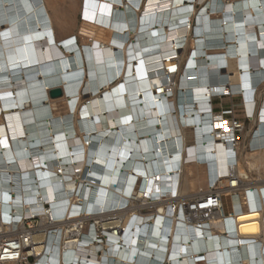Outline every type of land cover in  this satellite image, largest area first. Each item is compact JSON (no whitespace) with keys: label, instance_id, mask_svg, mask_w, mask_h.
I'll return each mask as SVG.
<instances>
[{"label":"bare ground","instance_id":"obj_1","mask_svg":"<svg viewBox=\"0 0 264 264\" xmlns=\"http://www.w3.org/2000/svg\"><path fill=\"white\" fill-rule=\"evenodd\" d=\"M49 12L47 0H0V209L7 218L48 204L68 227L97 226L87 223L81 244L46 237L36 264H264V186L260 209L227 193L215 231L165 202L152 222H131L126 208L142 180L166 190L179 167L182 199L204 191L209 173L226 175L225 148L208 135L222 116L209 101L224 84L247 94L264 137V0H83V46L77 35L59 40ZM180 136L193 142L183 153ZM236 170L264 178V150Z\"/></svg>","mask_w":264,"mask_h":264},{"label":"built area","instance_id":"obj_2","mask_svg":"<svg viewBox=\"0 0 264 264\" xmlns=\"http://www.w3.org/2000/svg\"><path fill=\"white\" fill-rule=\"evenodd\" d=\"M81 20L83 21L82 17ZM171 59H167V63ZM176 59L178 60V58ZM178 64L179 61H176L174 66L167 68L170 74L178 73ZM220 71L222 72L223 69H220ZM222 87L224 91L221 95L213 94L211 96L210 104L213 107L214 102L223 99L239 98L241 100L240 115H237L234 107L219 111L213 108L214 114L222 113V116L215 117L210 124V126L214 127V131H211L208 135L214 138V143L222 144L225 148V157L228 161V172L226 175L215 174L212 176L209 173L205 190L187 199H182V197L178 196L180 181L177 174H179L181 167L173 169L174 172L172 171L171 173L173 179L168 182L165 187L168 188L166 190L161 186L160 188L150 187L149 191H147V181L145 183L142 180L140 186H137L136 192L138 194L142 193L143 196L134 200L133 198L128 199L127 216L132 214L131 222L147 218H151L149 222H152L155 216L161 215L159 214V207L155 204L165 202L166 209H173V217L180 210L183 213L182 222L196 224L199 229H202L203 225H207L208 227L205 230L215 231L216 229L211 227L210 224L215 219L218 220L225 217L223 198L227 193L242 197L243 207L251 204V195V198H253L252 203L256 204L255 206H259L258 208L260 209V199L255 192H257V186H264V178H260L257 172L250 170H248L249 177L244 178L236 170L239 162L242 163L245 154H254L264 150V137L259 133L256 123L253 122L257 114L254 111L249 114L243 108L251 101H245L243 95L241 97V94H235L228 84H224ZM170 97L172 98V96ZM182 127L185 128L187 126L183 123ZM214 132H216V135H213ZM180 138L181 142L179 143L182 153L184 144L190 145L188 149L192 148V140L187 141L181 136ZM207 144L208 142L204 140L203 145L206 146ZM198 162L199 160H197ZM254 193L255 195L252 196ZM26 207L27 205L25 204L24 206L21 205L20 208L12 207L7 213V218H5L4 213L0 209V264H36L37 260H39L38 257L41 255L39 254L38 256L37 249L45 246L46 237L53 239L51 236L58 235L61 240L62 238H65V241L72 239L79 241V244H81L89 236L85 227L87 223L90 221L91 227L97 226L96 220L92 218L85 222V225L78 223L77 227H68L67 224H63L64 222L53 218L48 204H45L43 207L44 211L41 212L27 211ZM124 218L125 216L120 215V213L117 216H112V219L116 222V230H122ZM97 239L98 242L103 240L102 238Z\"/></svg>","mask_w":264,"mask_h":264},{"label":"rangeland","instance_id":"obj_3","mask_svg":"<svg viewBox=\"0 0 264 264\" xmlns=\"http://www.w3.org/2000/svg\"><path fill=\"white\" fill-rule=\"evenodd\" d=\"M107 1L116 2V3H118V5H121V3L123 2V0H107ZM226 1H227V3H229L232 0H226ZM47 2H48L50 12H56V10H57L58 12H56V14H58L59 12L64 13L63 14L64 19L67 22V23H64V25H66V26L70 25L72 18L75 15V12H82L83 0H81L80 5H79L78 0H47ZM58 2H59V5H58ZM132 7L139 9L140 6L135 4V5H132ZM82 27H83V25H82ZM231 65L233 67L235 65V63L232 62ZM86 88H87V86H86ZM238 99L239 98H237V99L228 98L225 101L222 100L219 102L222 103L224 101L223 105L228 106L227 108L234 107L235 110L237 111V115H240L241 107H240V103H239L240 100H238ZM52 103L54 104L53 107H54V112L56 114H62L63 112H65L67 103L64 100V98H61L60 100H57V101H53ZM193 172L195 174L194 178L197 179V183H198L197 187H198L201 185V183L203 184V182H204L203 181V178L205 177L204 172L201 170H197V169H194ZM202 186L204 188V184Z\"/></svg>","mask_w":264,"mask_h":264},{"label":"crops","instance_id":"obj_4","mask_svg":"<svg viewBox=\"0 0 264 264\" xmlns=\"http://www.w3.org/2000/svg\"><path fill=\"white\" fill-rule=\"evenodd\" d=\"M78 2L80 5L81 0H78ZM58 5H59V2H58ZM49 13L52 16V23L54 25L56 36L59 40L67 38L71 35H77V37L79 38L78 44L80 46H83V37L81 33L82 25H84L81 20V17H82L81 14H83V12H75V15L72 18V21L69 26L64 25V23H67V22L64 19L63 12H59L58 14H56V12H49ZM223 102L222 103H220L219 101L214 102V108H216L218 111L221 109H226L228 106H224ZM239 103L241 107V100L239 101Z\"/></svg>","mask_w":264,"mask_h":264},{"label":"water","instance_id":"obj_5","mask_svg":"<svg viewBox=\"0 0 264 264\" xmlns=\"http://www.w3.org/2000/svg\"><path fill=\"white\" fill-rule=\"evenodd\" d=\"M49 96L51 99H58L63 97V90L62 88H56L49 92Z\"/></svg>","mask_w":264,"mask_h":264},{"label":"clouds","instance_id":"obj_6","mask_svg":"<svg viewBox=\"0 0 264 264\" xmlns=\"http://www.w3.org/2000/svg\"><path fill=\"white\" fill-rule=\"evenodd\" d=\"M243 99L246 101L247 100V94L246 93H244L243 94ZM209 103H210V101H209ZM211 105V104H210Z\"/></svg>","mask_w":264,"mask_h":264}]
</instances>
